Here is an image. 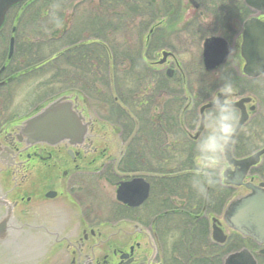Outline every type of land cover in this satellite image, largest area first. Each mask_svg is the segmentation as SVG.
<instances>
[{"label": "flooded vegetation", "instance_id": "flooded-vegetation-1", "mask_svg": "<svg viewBox=\"0 0 264 264\" xmlns=\"http://www.w3.org/2000/svg\"><path fill=\"white\" fill-rule=\"evenodd\" d=\"M141 1L140 7L143 9L145 17L143 20L130 22L129 25L132 26V29L128 33H133L139 28L148 30L144 37L141 36L142 39L136 38L135 42H128V37H125L121 43L117 41V33L109 31L110 39L103 41L100 34L102 31L99 28L102 22L100 19H95L81 25L84 28L95 26L96 29L91 31L93 36L91 34L88 40L82 39L75 45H80V48L81 46L83 48L90 46L91 50H96L97 52L84 54L87 57H93L95 65L99 64L103 58L110 60L111 67L119 65L117 60L122 64L128 63V61L140 62L145 67L146 75L153 78L152 83L157 86H154L155 88H159V91L161 81L164 78L167 79V70L169 69L174 71L170 80L176 78V71L179 72L183 81L184 78L186 79V74L182 72L180 63L174 54V58L170 57L164 65H158L162 60V53L167 50L164 47L155 46V43L163 41L161 35L166 34L167 25L178 22L175 18L177 17L176 13H183L184 9H194V14L190 17V22L186 24V27H191L192 33H195L196 28L204 26L202 23L204 16L205 19L208 18L209 27L226 26L237 29L243 15L239 10L240 5L246 7L243 0H232L230 8L225 11V14L219 11L220 15H216L215 10L204 8L197 0H187L185 5H183V0ZM53 2L54 0L51 1L52 6H54ZM70 2L73 1L70 0ZM88 2V8H90L88 11L94 13V18H101V12L115 11L119 7L118 0H97L94 4L91 3V0ZM127 2L130 3L127 9H130L133 7L132 2L139 3L140 1L127 0ZM194 2L197 3V7L193 4ZM249 10L251 12L249 18H257L264 22V14H257L250 8ZM199 19L201 22L198 21ZM15 23L18 24V22ZM106 24L116 26V22ZM15 28L16 30H14ZM84 28L81 30L83 33L90 32L89 29ZM3 29L0 32H3ZM81 31L78 29L72 31L70 28H66L64 37L69 40L74 39ZM106 33L108 34V32ZM10 34V39L11 36L17 34L16 26L12 27ZM156 34L159 38H157V42L155 41L156 37H153ZM0 41H2L1 37ZM240 41L241 32L235 31L232 43L236 44L238 59L234 60L230 66L234 71L239 70V77L245 78L242 74L243 61L239 51ZM1 46L3 45L0 43ZM100 50H104V52H100ZM80 55L74 54L76 57ZM15 56L29 57L31 54L16 53L15 48L13 58L8 60L7 57L4 58V49L0 50V221L9 216V223L18 227L17 235L20 236L22 232H27V237L25 241L18 238L17 248L20 249L19 251H14L16 247L7 241L0 242V264H226L229 256L243 250L248 251L257 264H264V245L241 236L224 222L228 205L232 200L240 197H236L235 194L240 190H247L243 186L235 187L224 184V173L229 168L225 160L222 158L220 166L214 170L212 167L205 166L210 164L209 162L202 163V159L206 160L205 156L198 155L197 157L200 158L196 160V165L187 170V172H192L196 177L201 176L200 178L203 179H213V175H217L218 187L223 190L221 199L225 201L224 207H221V200L216 198V201L208 205L209 213L206 209L197 218H206L208 222L207 237L198 239L199 231L196 229L183 230L181 228L180 222L183 216L190 217L189 213L183 209V204L186 206L187 202L184 203L181 197H174L172 200L173 209H167L164 196H160L164 192L162 184L155 181L157 175L144 172L148 169V164H144L145 159H143L142 170L135 166L137 160L135 154L139 149H135L134 146H143L147 141L142 134L135 133L132 127L138 122L139 125L141 122L144 126V122L148 118L135 120L127 107L121 104L117 98L114 99L117 104L115 107L117 116L114 122L110 119H101L93 112L91 102L86 100L88 95L86 96L85 92L79 93L76 111L83 118V125L86 129L80 143L71 144L65 141L57 145H50L29 141L26 136L21 134L20 129L23 123L47 106L52 99L44 101L41 105L37 104V85L30 84L37 78V69H22L18 67L21 61L11 64ZM69 57L70 55H68ZM1 60H5L3 64H1ZM123 60L126 61L123 62ZM99 66L97 65V67ZM221 68L209 73L214 75ZM129 71L131 70L129 69ZM154 75L159 76V79L157 77L155 80ZM224 83L222 82L218 87L211 83L209 94L212 96L204 104L216 101L218 95L222 94L219 88L226 84ZM258 83L261 84V82ZM40 88L47 91L48 85ZM256 88L254 97L251 95L242 96L238 92L239 89L234 90L232 93L234 97L227 101L233 103L244 98L252 99V102L246 105L249 113L247 124L254 118L255 134L257 132V135L264 139V86L258 85ZM157 103L152 104L156 105ZM203 105L198 110L199 120L193 121V115H190V118L185 117L187 112L193 108V99L189 98L187 106L181 111L179 117L180 124L183 126L189 124V128L195 127L196 131L192 136L188 133L189 130L184 127L186 129L185 136L190 141V146L197 143L202 144L217 127L218 110H206L205 128L198 139H194L200 128V110ZM145 107H149L148 101H146ZM252 107L254 110H251ZM234 110L238 112V116L241 115L238 109ZM164 114L158 118H152L155 120L153 123L158 124V129L163 132L159 134V137L165 136L164 129L170 130V127L165 125L166 122L176 119L165 118ZM175 136L179 137L177 140L183 137L179 133ZM179 146H181L180 143H175L172 149L180 150ZM234 147L235 144L233 152ZM263 149L264 143H260L255 153ZM153 156H158V154L155 153ZM137 178L144 179L150 185L148 199L138 207H131L119 202L117 192L120 185ZM244 183H252L256 186L264 184V156L249 171ZM211 184H208L205 189L206 199L214 193ZM105 185L113 186L116 202L104 199L106 194L103 195L102 189ZM249 192L247 190L246 194L241 196H245ZM213 222L227 236L223 244L217 243L213 239ZM20 226L24 229H19ZM8 227L12 226L9 224ZM8 230L11 232L12 229ZM227 232L229 233L227 234ZM24 242L25 244H23ZM198 243L202 249L200 253L198 252ZM188 244L191 256L188 252Z\"/></svg>", "mask_w": 264, "mask_h": 264}, {"label": "trees", "instance_id": "trees-1", "mask_svg": "<svg viewBox=\"0 0 264 264\" xmlns=\"http://www.w3.org/2000/svg\"><path fill=\"white\" fill-rule=\"evenodd\" d=\"M27 5H33L38 3L40 0H26ZM68 0H54L53 5L52 3L47 4L45 9H42L43 11L36 12L35 15L41 17V20L49 19L52 20V25L48 26L46 24L43 25H27L22 27L23 30L17 29V34H15L16 38V53H30L31 56L29 57H17L15 56L14 60L11 62L13 64L15 61H21L19 66L22 69H30V68H36L37 69V78L42 75H49L53 73V70H57V67H59V64L65 63L69 65V68H73L74 70L67 69L66 72L58 73L54 76L52 81H56L58 79H62L63 81L70 83V85L76 84L74 81H79L80 83H83V85L88 86L90 83L88 77L89 73L92 71L90 70L93 67L98 68L95 66V64H91L92 59H89L87 56H85V53H91V52H97L96 50H91L90 46L88 48L82 47L76 50L71 51L68 55H72L69 57V60H65V56L63 54L64 51H62L57 46L60 44H63V40L65 41L64 37V31L66 28H68V25L70 23V20L64 15H57V11L54 10L55 5H59L60 7L64 6V3ZM139 3L132 2L133 7L130 9H127V6L130 4L127 2V0H118V8L115 11H104L101 12V18L97 17H90L89 21L101 20L102 24L100 25V30L102 31L101 39L103 41L110 39L111 35L109 31H114L117 34L123 33L124 37H127L128 32L130 29H132V26L129 25L132 21H138L144 19V12L143 9L140 7L142 5V1L139 0ZM199 3H201L204 8H208V10H215L214 13L216 15H220L219 11H221L223 14H225V11L230 8L232 4V0H197ZM59 2V3H58ZM229 2V5H227ZM58 3V4H57ZM62 4V5H61ZM20 5L14 8L13 10L16 11V17L14 19L15 22L24 23L28 16L24 11L27 9V6ZM12 10V11H13ZM240 13L242 15V18L240 19L241 23H243L251 14L250 10L240 5ZM53 18V19H52ZM243 21V22H242ZM57 22V23H56ZM110 22H116V26H111ZM27 25V26H26ZM55 27V30L53 33L51 32V27ZM87 30L89 29L90 32L94 31L96 29L95 26H86ZM136 29V28H133ZM237 29H234L232 27H221L216 26L212 27V29L209 30L208 34L209 36L218 35L224 37L229 43L233 42L235 31H239ZM51 32L50 39L47 40V33ZM148 31L146 29L139 28V34ZM207 32V30H205ZM105 32H108V34ZM203 30L199 28L197 30V34H201L202 37L204 36ZM92 36L93 33L91 32ZM99 34V35H100ZM199 35V37L201 36ZM46 36V37H45ZM31 37L35 38H43L45 42L42 41H33ZM156 37L155 41L157 42V34L153 36ZM167 35L162 34L161 39L162 42L159 41L158 44L155 43V46H161L162 43L167 42L165 41ZM201 37V38H202ZM2 42L8 43V38H6V35H1ZM23 38V39H22ZM159 39V38H158ZM69 40V39H68ZM152 41H154L152 39ZM1 42V43H2ZM77 42H73L69 44L68 46H74ZM4 44V43H3ZM4 44V45H5ZM66 44V41L65 43ZM152 44V43H151ZM100 52H104V50H100ZM73 53V54H72ZM80 55L79 57L74 56ZM67 56V55H66ZM104 58L97 64L99 66V69L96 71L98 75H101L102 77H105L102 73L103 71L107 70L108 65L106 63H103ZM32 61V62H31ZM65 61V62H63ZM126 61V60H123ZM25 63V64H22ZM135 64H140V62H134ZM141 65V64H140ZM195 67L197 74L199 76L196 79L197 84L199 85V90L196 95L193 96V108L189 110L185 115V117L190 118V115L194 116L193 121L199 120V108L212 96V94H209V87L214 84V86L218 87L222 82L229 83L228 79L232 78L234 69L231 66H225L218 72L213 74H208L204 71L202 62L195 61L193 65H189V68ZM231 67V70L228 69ZM143 69V76H139L142 73ZM145 67L143 66L141 68L140 74H135L134 76L131 75H125L124 79H126V76L132 77V85L130 84V87H128L126 80L121 83H115L117 92L119 91L122 95V102L125 105H131L132 108L135 109V117L138 118V120H141L142 118H148L146 122H144V126L140 128L139 134H142L147 142L142 146L135 147V149H139L138 153L135 155L137 156V160L135 163L137 165H142L145 157L149 158L148 169L144 172L156 174L159 176H165L166 178H155L156 183L162 184V189L164 190L163 193L160 194V196H164L166 200V207L167 209H173L172 200L175 197H181L182 200H184V203L187 202L188 205L185 206L183 204V209L186 210L187 213H189V216H183L180 224L181 228L183 230H193L196 229L199 231L198 239H205L207 237V230H208V222L206 218L197 219L201 216L202 211L208 210L209 213V207L211 202L216 201V198H219L221 200V207H224L225 201L222 198V189L218 187V177L217 175H213V182L211 186H213L214 193L209 196V198L206 199V196L204 193H201L199 191V188L201 187L202 183H204L205 189L208 187V183L206 179L200 178L201 176L196 177L192 172L186 173L183 175H180L181 173L187 172L188 169L191 167H194L196 165V158L198 155L205 156L202 151L200 145L201 143H197L196 145L190 146V141L186 138V129L189 128V124H186V129L182 124H180V120L174 119V121H167L165 125L170 127V130L164 129L165 136L159 137L161 133H163L160 129H158L159 125L154 124L155 120L152 118H158L161 115H165V118H174L170 114H168V109H170L172 112L174 110L173 105H175L178 102L177 96L175 95V88L172 89L170 83L171 80H168L164 78L161 81V88L159 91V88H156L155 94L153 96L149 97V92L152 89H155L152 82L154 81L153 78L145 77L147 74L144 71ZM70 70V72H69ZM94 70V68H93ZM72 71V72H71ZM89 71V72H88ZM186 74V73H185ZM149 76V75H148ZM211 76V77H210ZM111 77V75H110ZM157 77L159 79V76L154 75V79L157 80ZM84 80H83V79ZM212 78V81L210 79ZM234 78V77H233ZM110 79V78H109ZM150 80V81H149ZM239 81L240 85V91L239 94L243 95L248 93L245 88H248L251 84L264 82V79L259 80H248L245 78H242ZM116 82V81H115ZM146 84H143V83ZM224 83V84H225ZM46 85H49L48 83ZM125 87V88H123ZM245 87V88H244ZM123 88V90H121ZM131 90L129 91V89ZM144 90V91H143ZM190 91L188 80L185 82L181 80L180 85V94L184 95V99L187 98L186 94ZM216 90V89H215ZM167 98H173L171 100L166 101V109H161L162 105V99L163 97ZM182 100V99H181ZM180 100V101H181ZM264 100V99H263ZM146 101L149 102V107H145ZM176 101V102H175ZM154 102H158L155 106V109L152 108L153 105H151ZM162 102V103H161ZM175 102V103H173ZM152 108V112L148 109ZM161 109V112H160ZM184 107H182L183 111ZM154 110V111H153ZM159 110V114H154L155 111ZM237 120H238V112L235 111ZM180 114L178 117H180ZM151 118V120H150ZM236 120V123H237ZM158 121V120H157ZM156 121V122H157ZM141 123V122H140ZM156 127H155V126ZM255 122L254 118L251 120V122L246 127L247 130L250 131V134L248 136H245L243 133L239 135V137L236 140L235 147H234V156L236 158H242L246 155L251 154L252 152H255V148H258L260 143H264V139L260 138L257 135V132L255 134V128H254ZM174 126V127H173ZM148 128V129H147ZM245 129V130H246ZM177 133L182 134L183 137H180L179 140H177V136H175ZM141 138V136H139ZM261 139V140H260ZM139 140V139H138ZM187 140V141H186ZM182 142V143H181ZM138 143V141H136ZM175 143H180L181 147L180 150L175 148L176 152L172 154V146H175ZM184 143V144H183ZM158 154V156H153L154 154ZM177 154L180 156L178 158ZM176 156V157H175ZM165 161V163H163ZM176 162V166H169L170 162ZM146 164V160L145 163ZM164 164V166H162ZM184 167L185 169L179 168L175 169V167ZM171 168V169H169ZM180 173V174H179ZM180 175V176H179ZM171 176V177H170ZM186 198V199H185ZM191 210V211H190ZM190 236V234H189ZM191 237V236H190ZM186 249V248H185ZM184 250V249H183ZM188 252L190 254V245L188 244ZM198 252H202V249H200V245L198 243ZM191 256V254H190ZM189 260V258H188ZM192 260V259H191ZM190 260V261H191ZM194 260V259H193ZM200 264V263H196Z\"/></svg>", "mask_w": 264, "mask_h": 264}, {"label": "water", "instance_id": "water-1", "mask_svg": "<svg viewBox=\"0 0 264 264\" xmlns=\"http://www.w3.org/2000/svg\"><path fill=\"white\" fill-rule=\"evenodd\" d=\"M23 0H0V29L4 25L6 15L12 7L18 5ZM76 1V0H74ZM245 4L257 12L264 14V0H244ZM196 7L197 4L193 3ZM15 40L12 39L9 49V59L14 54ZM240 54L244 61L243 75L250 79H256L264 75V22L257 18L247 20L243 26L241 35ZM230 55V45L223 38H209L204 43L203 63L207 72H212L222 65L226 64ZM162 60L158 65H163L168 58L173 57L171 53H162ZM174 71L168 70L167 75L172 77ZM234 97L233 94L227 98L224 94H219L217 99L223 101ZM216 99V100H217ZM77 100H75L76 102ZM252 102L251 98H244L237 102L231 103L233 109L241 112L240 119L235 128L224 153L225 162L228 165L224 173L225 185L235 187H245L250 191L249 194L241 196L230 202L225 215V224L233 231L245 238H250L260 245H264V184L259 186L252 183L245 184L244 181L252 169L256 166L262 156L264 149L249 156L238 160L233 156L234 142L249 120V113L246 108L247 104ZM214 103L203 106L200 110L201 124L198 133L194 139L202 134L205 128V112L208 109H214ZM75 105L71 97L64 96L54 100L37 115L27 120L21 127V134L26 136L29 141L34 143H45L57 145L62 142L71 144L80 143L86 133L85 126L81 115L75 111ZM254 110V107L251 108ZM210 161L202 159V163ZM150 185L142 178L134 179L131 182L122 183L118 189L117 199L119 202L131 207L141 206L149 197ZM10 217H5L0 221V242L7 241L10 245L17 248L20 237L25 241L27 232L17 234V225L9 223ZM12 227L9 228L8 225ZM31 228V227H30ZM8 229H12L11 232ZM19 229H24L20 226ZM18 229V230H19ZM213 239L223 244L227 236L223 230L213 222ZM25 244V242L23 243ZM226 264H257L253 256L246 250L232 254L226 261Z\"/></svg>", "mask_w": 264, "mask_h": 264}, {"label": "rangeland", "instance_id": "rangeland-1", "mask_svg": "<svg viewBox=\"0 0 264 264\" xmlns=\"http://www.w3.org/2000/svg\"><path fill=\"white\" fill-rule=\"evenodd\" d=\"M52 0H40L38 3L33 4V5H29L27 6V1H25L22 5H25L24 7L27 6V9L24 11L28 16V19L24 22V23H18L17 24V28L19 29L18 32L20 30H23L22 27L25 26V24L27 23V25H31L35 26V25H43L46 24L49 28V26H51L52 20L50 21L49 19L46 20H41V17L39 18V16L35 15L36 12H40L43 11L42 9H45V7L47 6V4L51 3ZM97 0H91V3L94 4L96 3ZM59 3V2H58ZM57 3V4H58ZM187 3V0H183V5H185ZM67 4V5H66ZM88 0H79L76 2H70V0H68L67 2L64 3V6L60 7L59 5H55L54 10L57 11V15H64V17L68 18L70 20L69 23V28L73 31V28H78L79 31L83 30L84 27H82V23L86 22L88 19V16L90 13H93L92 11H88L90 8H88ZM77 6H79L78 8H76ZM64 7V8H63ZM182 11V10H180ZM178 12V11H177ZM183 13H176L177 17H175L178 22L173 23V24H169V26L167 25L166 29V34L168 35L165 39L164 42L161 47L167 51H170L174 54V56L177 58L178 62L180 63V66L182 68V70L186 71V81L188 80L189 83V88L190 91L188 90L186 96L188 98H193L194 95L197 94L198 90H199V85L196 82L197 77L199 76V74H197L195 67L193 68H189V65H193V63L195 61H200L202 62V53H203V44L204 41L207 37H209L210 34H208L209 30L212 29V27H209L210 25H208L207 20L208 18L205 19V16L202 19V23L203 27L202 30L204 31L203 34L204 36L202 37L201 34H197V30L199 28H196V32L192 33L193 29L190 27H186V24H189L190 22V17L194 14V9H189V10H185L182 11ZM16 11L13 10L10 12L9 16H8V23L5 26L3 33L9 35L10 31L12 29L13 26H16L14 23V19L16 17ZM53 19V18H52ZM175 19V20H176ZM167 20V19H166ZM194 20V19H193ZM199 22H201V19L198 20ZM243 22V21H242ZM57 23V22H56ZM26 25V26H27ZM242 23H238L237 28L239 27V31L241 32L242 30ZM54 26L51 27V32L53 33V31L55 30ZM86 29V28H84ZM75 30V29H74ZM207 30V32L205 31ZM17 32V33H18ZM51 32L49 31L47 33V40L50 39L49 37H51ZM128 38V42H135V39L139 38L142 39V37H144L146 35V32H143L141 34H139V30H136L135 32H130L127 34ZM199 35H201L199 37ZM91 37V33L87 32V33H83L82 31L80 32L79 35H76V37H74V39L68 40L67 38L65 39V41L63 40V44L58 45L57 47L60 48L62 51H64V56H65V60H69L68 58V54L70 52H67L65 48L68 47L69 44L73 43V42H80L82 41V39L88 40V38ZM117 41L121 42L123 41V39H125L123 33H118L117 34ZM202 37V38H201ZM8 38V36L6 37ZM31 39L33 41H42L45 42V40L41 37V38H35V37H31ZM116 41V42H117ZM2 41H0L1 43ZM6 42H2L0 47V50L4 49V58L7 57V50H8V45H9V41L7 44H4ZM115 43V42H113ZM118 44V43H117ZM135 44V43H134ZM231 45V57L229 60V63L232 64V62L236 59H238L237 55H238V51L236 49V44L232 43ZM136 47V46H135ZM134 48V47H133ZM125 52V51H124ZM126 53V52H125ZM73 54V53H72ZM159 54L161 55V51L159 52ZM67 55V56H66ZM63 56V55H62ZM72 56V55H70ZM106 57V56H104ZM89 59H92V62L90 65L96 63L93 57H88ZM5 61V60H4ZM1 60V64H3V62ZM65 62V61H63ZM117 62L119 63V65H114L113 72H114V79L112 81H114V83H123L125 80L127 82L128 87H130V84L132 85V77L131 76H126V79H124L125 75H135V74H140L141 73V68L143 67L140 64H135L132 61H128L124 62V64H122L121 61L117 60ZM116 62V63H117ZM173 64V61H171ZM103 63H106L108 65L107 70L103 71L102 73H104L103 75L105 77H102L101 75H98V73L96 72L98 68L94 67L95 69L93 70V68H91L90 70H92L88 75V79L90 81V83L88 84V86L83 85V83H80L79 81H74L76 84L74 85H70V83L68 84V82L63 81L62 79H58L55 82L52 81L54 76L57 75L58 73L66 72L67 69L70 70H74L73 68H69V65L65 63H61L59 64V67H57V70H53L52 74L49 75H42L38 78H36V80H32V82L30 84H36L37 85V91H38V99H37V104L41 105L44 101L46 100H50V99H54L56 97H60L62 95H71V94H78L79 92H86V94H88L89 96H86L88 98H86V100H89L92 104V110L93 112H95L101 119H110V120H115L116 116H117V110H116V102L114 101L115 98L118 99V101L123 104L122 102V95L120 94V92L116 90V86L113 87V90L115 92L112 93L110 91V83H109V78H110V60L108 58H106L105 60H103ZM97 66V64L95 65ZM174 67V65H173ZM232 67V66H231ZM231 67H229L228 69L231 70ZM129 69L131 71H129ZM69 70V72H70ZM239 70L233 71V75L231 79H228L229 82L232 84L233 89L234 90H239L240 89V85H239V81L240 79H242L241 77H239ZM72 72V71H71ZM89 72V71H88ZM139 76H143V69H142V73ZM145 77H150L148 75H145ZM234 77V78H233ZM83 79V78H82ZM84 80V79H83ZM116 81V82H115ZM150 81V80H149ZM48 85V90L49 92H46L44 88H40V87H45L46 84ZM143 84H146L145 82ZM153 86L157 87L154 83H152ZM227 84V83H226ZM225 84V85H226ZM123 85V84H122ZM172 89L175 88L176 96L179 102H177L175 105H173L174 110L173 112L168 109V114H170L171 116H173L174 118H176V120H179L178 115L180 114V110H182V107L186 106L188 104V99L185 98L184 99V95L180 94V85H181V75L179 74L178 71H176V78L173 79V82L170 83ZM225 85H222L219 89H222ZM258 85H263L264 86V82L259 84V83H254L251 84L248 88H245L246 91H248L249 93H246L242 96L245 95H251V96H255V91L257 90V86ZM133 86V85H132ZM125 88V87H123ZM123 88H121V90H123ZM82 90V91H81ZM131 90V88L129 89V91ZM155 89H152L149 92V97L153 96V94H155ZM144 91V90H143ZM254 91V92H253ZM124 92V90H123ZM173 98H167V97H163L162 102H164V104L162 105L164 107V109H166V101L167 100H171ZM182 99V100H181ZM181 100V101H180ZM125 107H127V109L134 114L135 113V109L131 107V105L127 106L125 104H123ZM153 105V104H151ZM156 105H153L152 108L155 109ZM152 108H148L151 112H152ZM154 111V110H153ZM134 112V113H133ZM161 112V109H160ZM154 114H159V110L155 111ZM116 121V120H115ZM114 121V122H115ZM185 123H188L187 121H185ZM186 128V126H184ZM134 128V127H132ZM188 133L192 136L195 134V127L194 128H188ZM212 131V130H211ZM243 134L245 136H248L250 134L249 130H244ZM136 146H134L135 148ZM258 148H255V151H257ZM171 152H173L172 154H174V152H176L175 148H173L171 150ZM253 153V152H252ZM176 155V154H174ZM178 158L180 157L177 154ZM176 157V156H175ZM197 157L196 159L199 160ZM146 163H149V158L145 157ZM138 164V163H137ZM138 169L142 170V165H137ZM169 166H176V162H170ZM179 168L180 169H185L184 167H175V169ZM146 169V168H144ZM171 169V168H169ZM149 170V169H147ZM103 195H105L104 199H110L111 201L113 200V202H116V193L114 191L113 186H109V185H105L104 188L102 189ZM247 190H240L239 192H237L235 195L236 197L241 196L246 194ZM108 202V201H107ZM173 221V220H172ZM229 232H227L228 234Z\"/></svg>", "mask_w": 264, "mask_h": 264}, {"label": "clouds", "instance_id": "clouds-1", "mask_svg": "<svg viewBox=\"0 0 264 264\" xmlns=\"http://www.w3.org/2000/svg\"><path fill=\"white\" fill-rule=\"evenodd\" d=\"M220 91L227 98L233 93L234 89L229 82ZM214 109L219 112L217 117V127L214 130V133L209 135L200 145V148L205 155L206 160L210 161V164H206L205 166L212 167L215 170L220 166L226 147L235 132L237 117L233 106L227 101V99L223 101L217 99L214 103ZM206 181L208 184H211L213 179L207 178ZM199 191L201 193L205 192L204 183H202Z\"/></svg>", "mask_w": 264, "mask_h": 264}]
</instances>
